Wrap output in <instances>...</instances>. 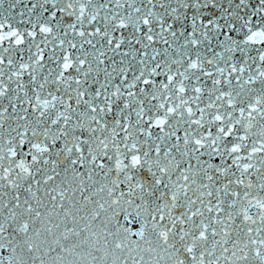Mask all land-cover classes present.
Wrapping results in <instances>:
<instances>
[{"label":"snow or ice","instance_id":"1","mask_svg":"<svg viewBox=\"0 0 264 264\" xmlns=\"http://www.w3.org/2000/svg\"><path fill=\"white\" fill-rule=\"evenodd\" d=\"M0 264H264V0H0Z\"/></svg>","mask_w":264,"mask_h":264}]
</instances>
